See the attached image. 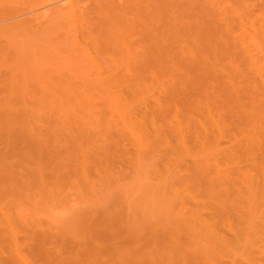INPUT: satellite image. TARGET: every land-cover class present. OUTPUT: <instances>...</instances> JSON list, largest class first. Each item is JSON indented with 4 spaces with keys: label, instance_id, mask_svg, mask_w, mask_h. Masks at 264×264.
Segmentation results:
<instances>
[{
    "label": "bare ground",
    "instance_id": "1",
    "mask_svg": "<svg viewBox=\"0 0 264 264\" xmlns=\"http://www.w3.org/2000/svg\"><path fill=\"white\" fill-rule=\"evenodd\" d=\"M229 1L231 3L233 0ZM216 2L212 0H0V194L5 198L2 199L7 201L0 215L1 227L3 226L0 227V239L5 241V247L0 248L2 256L0 264H31L29 263L31 257L40 261L43 258L45 264H223L224 261L226 264L230 262L231 264H255L256 259L252 260L251 257L245 259L248 262L241 260L246 257V252L249 254L247 256H252L249 249L255 251L256 246L251 248L249 245L254 246V243L258 241L260 244L262 242L259 240L260 236L264 235L263 229H261L262 233L260 231L264 223L258 220L262 218L264 221L262 216L264 212H260L261 208V211L264 210V207L258 204L262 205L259 201L262 197L264 199V69L256 62L257 59H252L255 53L260 54L264 51V43L256 45L247 40L254 48L253 51L256 48L261 51L256 49L255 53L250 52L252 47H248L249 43L246 41H243L246 45L242 42L240 45L237 44L234 40L236 35L231 38L229 34L231 30L228 33L223 32L224 29L221 30L217 23L219 22L217 18L222 14L219 7L223 8L224 4L223 2L218 3L219 6ZM258 41L257 43H261ZM38 48H41L39 51L54 49L58 52L55 54V60L57 59L58 62L49 64L42 68L43 70H30L27 63L23 61L22 55L24 52H35ZM249 52L253 53V56ZM261 55L260 58L264 59V52ZM260 67L263 69H261L262 73L259 71ZM42 74L55 76V78L86 79L91 83L88 82L87 85L82 86L83 93L95 91L100 94H114V92L118 94V90L121 91L123 88L121 86L124 85L130 91L129 96L141 97L150 94L153 98L155 95L151 93L156 88L157 97L161 95L162 99L149 97L153 101L151 106H147L148 102L145 104L147 107L145 106L142 110L149 115L145 117L150 119V125L155 131L157 127L158 130H163L164 122L169 121L166 120V116L170 114V111L173 112L172 117L169 118L171 119L170 127L173 128L170 138L176 139V147L180 154H191L192 158L187 167L191 172L185 170L186 173L190 172L187 176L192 182L191 186L194 185V191L191 192L193 194L198 189L196 192L201 194L202 191L204 197L209 195L206 203L203 200L200 202L204 203L202 206L208 205V209H211L207 227L212 226L208 232L210 233L213 229L212 232L216 237L213 238L210 234V240H208L209 233H207L204 235L207 238L203 236L202 239L198 238L200 241L193 240L195 239L193 238L194 227L198 221L202 223V218H196L194 211V219L191 214H187L189 218H186L185 222L177 217L178 220H176L174 217L176 221L158 222L159 226L153 229L149 228L148 220L145 222L144 217H137L138 215H135L137 218L134 215L129 217L128 214H124V204L117 197L119 191L117 190L116 196L112 193L114 197H109L110 195L107 194L111 193L115 185L116 173L113 175L115 165L112 163L115 164V159L113 151L110 147L107 148L108 144L98 149L99 138L103 135L99 132L97 136L91 135L81 122L76 121V126H74V122L69 123L70 121L65 120L68 126H74L79 130L80 135L78 136L87 140V146L75 145L73 143L75 138L69 133H65L64 137L62 135L63 142L60 144L58 134L61 133L60 130L64 124L60 125L61 129H59L60 126H54L56 124L51 127L52 124L49 125L48 120L46 126L40 125L38 118L41 114L37 116L32 107L34 104L29 103L30 101L25 98V93L19 95L21 97L17 100L14 98L16 87H24L28 79ZM57 91L79 92L77 88L71 86L59 87ZM68 109L71 108L65 109L67 114ZM156 116L160 118L157 119ZM181 116L184 119H181ZM187 118L188 121L185 122ZM39 119L42 123L43 120ZM97 123L94 127L99 129L96 127ZM189 124L192 132L194 130L193 137L178 134V130L182 127L185 128L184 131L182 129L185 134H190L191 131L186 130ZM157 132L160 133V131ZM221 139L224 140L222 143L225 144L224 146L220 144ZM108 142L110 141L106 143ZM137 145L138 148L141 147L140 142ZM240 148H245L247 158L255 162L252 164H256L255 170L260 174H257L258 178L256 182L252 181V184L251 179L248 178L251 173H244L246 169H243L242 173L240 172L242 169L239 170V174L236 173L239 178H235V183L237 182L235 185L232 177L231 180L228 177V181L225 179L224 176L229 173L219 172L218 165L215 164L217 162L213 160L214 162L210 163L207 158L209 154H215L219 150V153L225 155L220 156L223 160L228 159L229 156L237 159L241 155L239 157L236 155L244 150L237 151ZM135 152L137 159L141 154L138 155V150ZM216 155L220 154L216 153ZM210 156L212 158L213 155ZM242 157H244L243 154ZM184 158H189V156ZM177 161L181 160L177 159ZM222 162L224 167L219 166L225 168L227 162ZM176 167L178 166L176 165L175 169ZM175 169L171 170L172 173ZM167 171L169 170L165 172ZM122 179L123 177L120 180ZM221 185H224V188ZM217 186H220V190ZM64 190L75 194L74 199L71 200V197L70 200L77 203V206L74 202L72 206L69 205L70 209L74 207L76 210L71 211L68 219H65L68 220L66 222L68 230L65 234L68 232L66 240L71 241L69 245L64 240V230H56L52 227L56 231L51 236L49 232H35L36 229H34L39 224L41 227L42 223L38 211L42 209L48 211V207L52 208L49 205L53 204L54 200H58L60 206L64 203V199L59 201L62 197L61 192ZM220 192L222 193L219 194ZM255 196L257 200L260 199L258 202ZM186 199L191 200V198ZM254 199L257 202L255 205ZM66 200L65 202H71ZM148 202H142L145 203L144 208L140 207L142 213H148L143 212ZM66 204L62 212L69 211ZM138 204L140 205L139 201ZM127 205H130L129 202ZM180 205L176 204V206ZM190 205L192 207L193 204ZM256 205L260 209H257ZM182 206L184 205L180 207ZM149 207V209L152 208ZM195 207L197 211L200 210L197 205ZM255 208L261 215L259 212L254 214V211H257ZM196 209L193 208V210ZM58 211L57 209V213ZM51 214L56 216L53 212ZM51 214L46 213L45 215L44 213L45 216L50 217ZM254 215L255 217L259 215L261 218H256V221ZM64 216L60 217L62 222ZM54 217V221L51 220L53 223L57 222V218ZM131 217L134 218L131 219ZM191 218L192 222L196 221L192 223L189 220ZM218 222L221 223L222 228L226 227L225 229L220 228V231L223 230L221 233L219 229L217 232L214 228ZM257 222H260L261 226ZM205 224L202 223V225ZM185 225L191 226L192 231L189 226L187 230ZM253 226L260 232L259 237L254 236L259 238L255 242L252 240L253 235L250 236L249 232L251 229H253L252 234L256 233L254 235H258L259 232L254 230ZM204 227L206 226L202 228ZM17 228L23 229V237L32 240V244L25 247V252L21 250V245L17 244ZM195 228L198 232L199 225ZM224 230L228 234L230 232V237ZM224 232L226 235L223 234ZM48 236L58 241V247L63 244L67 245L61 247V250L68 248L67 252L64 250L63 253L57 247L55 251L56 253L62 252L58 254H64V259H67V256L68 259L73 258L72 261L67 259L68 262L67 260L64 262L62 255L60 258L62 262L53 261L56 255L52 256V254L55 251L50 254L42 244L43 240H48ZM203 239L206 240L204 245L200 244L204 242ZM189 240H193L194 244H191ZM250 240L254 243H250ZM207 241L210 248H206ZM240 241L241 244H239ZM241 245L242 250H246V245L247 249L250 248L244 252L240 250ZM259 249L258 251H261ZM223 250L226 251L225 254ZM227 252L231 254L227 255ZM230 255L231 261L229 260ZM242 256L245 257L242 259ZM262 262L261 264H264V261Z\"/></svg>",
    "mask_w": 264,
    "mask_h": 264
},
{
    "label": "rangeland",
    "instance_id": "2",
    "mask_svg": "<svg viewBox=\"0 0 264 264\" xmlns=\"http://www.w3.org/2000/svg\"><path fill=\"white\" fill-rule=\"evenodd\" d=\"M212 1H214V2H216V4H220V3H222L223 2V8H222V6H220L219 4V11H221L222 12V14H221V12H220V20H218L219 18H217V21H219V22H217L218 23V25H220V27H221V30L222 29H224V31L223 32H226V33H228V31L229 30H231V31H229L230 33V35H231V38H233V36H235L234 37V40L237 42V44H239L240 45V42H242L243 44H245L246 45V42H247V40L248 41H251V42H254L256 45H259V44H262V42L264 43V39L263 40H261L262 38H264V0H239V2H237L238 0H231L232 2V4L230 3V1L228 0V2H226V0L224 1V0H212ZM263 1V2H262ZM228 6V7H227ZM227 8V9H225V8ZM231 7V8H230ZM223 9H225V10H223ZM232 10V11H231ZM223 11H225V13L223 12ZM232 34H234V35H232ZM237 37H238V39H237ZM240 37V38H239ZM252 37V38H251ZM243 40H242V39ZM259 38H261L260 40H259ZM237 39V40H236ZM253 39V40H252ZM240 40V41H239ZM260 41L261 43H257V41ZM243 41H246V42H243ZM258 41V42H259ZM247 43H249V45H248V47H252V46H250L251 44H250V42H247ZM254 44V45H255ZM255 45V46H256ZM254 46V47H255ZM246 47V46H245ZM257 47V46H256ZM41 48H38V49H36V51L35 52H24V54L22 55V58H23V61H25L26 63H27V65H28V68L30 69V70H33V69H38V70H40V69H42V68H44V67H47L49 64H52V63H56V62H58V60L56 59L55 60V54L57 53L58 54V52H56L54 49H49V50H44V51H39ZM250 49V48H249ZM248 49V50H249ZM252 49H254L253 47L251 48V51L250 52H252L253 50ZM257 49V48H256ZM255 49V50H256ZM253 51V53H255L256 51ZM257 51H259L258 49H257ZM249 52V53H250ZM259 52H261V51H259ZM263 52L264 51H262V53H258L257 52V54L255 53L254 54V56L252 55L253 53H250L252 56H253V58L252 59H257L258 61H256V60H254V61H256V62H258V64H260V66L264 69V59L263 58H260V57H262V55L261 54H263ZM264 56V55H263ZM260 61V62H259ZM259 68V71H261V73H262V68ZM262 69V70H261ZM43 70V69H42ZM258 70V69H257ZM264 71V70H263ZM264 73V72H263ZM255 75V74H254ZM258 75V74H257ZM256 76V75H255ZM258 77V76H257ZM16 81H18V80H16ZM22 81V80H21ZM25 80H23L22 82H24ZM259 81V83H262V81H260V80H258ZM19 82H20V80H19ZM88 82L89 81H87L86 79H82V78H67V79H64V78H55V76H46V75H41V76H36V77H33V78H30V79H28V81L26 82V85L24 86V87H22V86H18V88L16 87V86H14V87H16V89H15V95H14V98L17 100L18 98H20L19 97V95H21L23 92L25 93H23L26 97V99H28L30 102V104L32 105V104H34V105H32V107H33V109H34V111L36 112V114H37V116L38 115H40V117L39 118H41V121H42V123L40 122V119L38 118V120H39V122L38 123H40V125L42 124V125H45L46 124V122H47V120L49 121L48 123H50L49 125H51V127L53 126V124H56V125H54V126H60V125H62V124H64V126H66V127H70V128H66V127H62V130H60V134H58V136H59V140H60V144L63 142L62 140H63V137L65 136V133L67 134V133H69L71 136H73L75 139H74V141H73V143L75 144V145H81V146H83V147H85V146H87V140L86 139H82V138H80V136H78V135H80L79 134V130H77L76 128H74V126H76L75 125V122L76 121H78L79 123L81 122L82 123V125H84V127L89 131V133H91V135H95V136H97L98 135V132H99V134L100 135H103V136H105V139H103V136L102 137H100L99 138V142H98V144L100 145V146H102V147H98V149L99 148H103V145H105V144H108L107 145V148L108 147H110V149H111V151H113V157H114V159H115V164H113L112 163V165H115V167H114V170H113V175H115V173H116V177H115V182H114V187H113V189L112 190H114L113 192H112V190H111V193L109 192V193H107L108 195H110L109 197H114V195L117 193V190L119 191L117 194H118V199H120V201H122V203L124 204V209H125V211L123 210V212H124V214H128L129 215V217L130 216H132V215H138L137 217H140V218H142V217H144L143 218V220L146 222V220H148L147 221V223H148V225H149V228H155V227H158L159 225V223L161 222V223H165V222H169V221H174L175 219H174V217L176 218H178L179 220L180 219H182V220H184L183 222H185V220H187L188 218H189V216H187V214L189 215V214H191V217L194 219V217L196 216V218H199V219H201L202 220V223L203 224H205V222H206V224L205 225H202V223H200L198 220V224L195 226V227H198V225H199V228H202L203 226H206L207 227V222H208V217L210 216L209 215V211L211 212V209H208V205H203L202 206V204H204V203H206L207 201L206 200H208V198L205 196L204 197V195L202 194V191H201V194H200V192L199 193H197L198 191V189H196L195 190V192L192 194V192L191 191H194L193 190V187H194V185L193 186H191L192 184V182L191 181H189L190 180V178L188 177L189 176V174H190V168L188 169L187 167H189L188 165V163L190 162V159L192 158L190 155H189V153L188 154H180L179 153V150H178V148L176 147L177 145H176V139H173V138H170L171 136V134H173V131H172V129L173 128H171L170 127V123H171V119H169L170 117H172V113H171V111H170V114L169 115H171V116H166V120H169V121H166V122H164L165 123V126H163L162 127V129L163 130H158L157 128H156V131H160V133L159 132H157L156 133V131L151 127L152 125H150L151 124V121H149L150 119H148L147 117H145V115H147L145 112H143L144 110H142L143 108L145 109V104L146 103H148V107H150L151 106V104H152V99L154 98H159V99H162V96L160 95L159 97H157L158 95H156V91L157 90H153V92L151 93V95L153 94V95H155V97L153 96V98H152V96L150 97V94L148 95H146V96H135V97H132V96H129V94H130V91H129V89H127V87L126 86H124V85H122L121 86V88H122V90L120 91V90H118V94L117 93H115L114 92V94H105V93H103V94H100V93H97V92H95V91H93V92H87V93H83L82 91H81V89L83 88L82 86L83 85H87L88 84ZM17 83V82H16ZM15 83V84H16ZM89 83H91V82H89ZM264 83V82H263ZM20 84V83H19ZM21 84H24V83H21ZM93 84V83H92ZM18 85V84H17ZM259 85H262L263 86V84H259ZM63 86H71V87H74V88H77V90H79V92H77V93H71V92H68V91H61V92H58L57 91V89L59 88V87H63ZM117 92V91H116ZM122 94H121V93ZM117 94V95H116ZM17 95H18V97H17ZM129 96V97H128ZM148 96V97H147ZM141 99H140V98ZM145 97H147V98H145ZM152 98V99H150V98ZM138 98V99H137ZM145 99V100H144ZM147 99V100H146ZM141 101V102H138V101ZM142 100H144V102H142ZM146 101V102H145ZM146 106V107H147ZM34 107H36V109L34 108ZM142 107V108H141ZM66 108H71L70 110H69V112H68V114L67 113H65V109ZM72 109H74L73 110V112H72ZM67 111V110H66ZM88 111V112H87ZM143 113H145L144 115H143ZM147 116H149V115H147ZM184 116V115H183ZM183 116H181V119L183 118ZM142 117H143V119H142ZM145 117V118H144ZM157 117V119H159L160 117L159 116H156ZM65 118H67V119H65ZM147 118V119H146ZM69 119V120H68ZM147 121H146V120ZM184 119V118H183ZM65 120H66V122L68 121H70L69 123H72V122H74V126L73 127H71V126H68V123H66L65 122ZM142 120H143V122H142ZM146 122H145V121ZM96 121V122H95ZM158 121V120H157ZM185 122H187L188 121V118H187V120L185 119L184 120ZM98 122V123H97ZM168 122V123H167ZM95 123H97L96 125V127L97 128H99V129H96L95 127H94V125H95ZM103 123H104V125H103ZM167 123V124H166ZM76 124H78V123H76ZM101 124V125H100ZM142 124H144V125H142ZM190 124H191V127L193 128V124H192V122H190ZM190 124H189V129L187 128L186 130L187 131H191V132H189L190 134H185V132H183L184 131V129L185 128H183L182 127V129H183V131H182V129L180 128L179 130H180V132H179V130H178V134L180 133L181 135H183V136H185V135H187V136H190V138L191 137H193V134H194V130H193V132H192V129L190 128ZM91 125V126H90ZM146 125H147V127H146ZM149 125V126H148ZM46 126V125H45ZM48 126V125H47ZM53 126V127H54ZM104 126V127H103ZM142 126V127H141ZM186 125H184V127H185ZM50 127V126H49ZM165 127V128H164ZM167 127H169V128H167ZM102 128V129H101ZM145 128V129H144ZM59 129H61V126H60V128ZM100 129H101V131H100ZM106 129V130H105ZM142 129V130H141ZM165 129V130H164ZM167 130H171V131H167ZM106 131V132H105ZM141 131V132H140ZM155 131V132H154ZM163 131V132H162ZM165 131H167V132H165ZM186 131V132H187ZM102 132H103V134H102ZM104 132H105V134H104ZM164 133L165 135H166V133H167V137L168 138H170V139H168L164 134H162V133ZM177 132V131H176ZM141 133V134H140ZM143 133H145V134H143ZM146 133H148V134H146ZM171 133V134H170ZM184 133V134H183ZM160 134V135H159ZM169 134V135H168ZM62 135H63V137H62ZM147 135V136H146ZM153 136V137H151V136ZM154 135H155V137H154ZM159 135V136H158ZM162 135V136H161ZM107 136V137H106ZM165 136V137H164ZM186 136V137H187ZM147 137H148V139H150L149 141H148V139H147ZM157 137V138H156ZM164 137V138H163ZM107 138H108V140H107ZM160 138V139H159ZM163 139V140H162ZM187 139H188V137H187ZM106 140V141H105ZM144 140H146V141H144ZM167 140H169V141H167ZM171 140L174 142V144H173V142H171ZM189 140V139H188ZM102 143H101V142ZM107 141H110V142H108V143H106ZM113 141V142H112ZM190 141H191V139H190ZM189 141V144H191V142ZM223 141L224 140H222L221 139V145L222 146H224L225 144H222L223 143ZM140 142V145H141V147H139V148H141L140 150H139V148H138V145L136 146V144L137 143H139ZM151 142V143H150ZM153 142V143H152ZM155 142V143H154ZM169 142V143H168ZM110 143H112L114 146L112 147V145L110 144ZM114 143H116V144H114ZM136 143V144H135ZM160 143V144H159ZM165 143V144H164ZM98 144H96V145H98ZM160 145V146H159ZM172 145H173V147H172ZM220 145V146H221ZM158 146H159V148H158ZM163 146V147H162ZM219 146V147H220ZM221 146V147H222ZM154 147H156V148H154ZM161 147H162V149H161ZM105 148H106V146H105ZM106 148V149H107ZM176 148V149H175ZM166 149H168V150H166ZM241 149H244L243 150V152H239L238 154L239 155H236V156H240L239 158H237L235 155H233V156H235L237 159H235L234 157H228V159H230V160H228V159H222V157L223 156H225V155H222L221 154V152L219 153V150H217L216 151V153L217 154H220V155H216L215 156V154L213 153V154H209V155H213L212 156V158L213 157H215V159H212L211 158V156L209 157V155L207 156V158L209 159V162L211 163V161H213V160H215L217 163H215L216 164V166L218 165H224V164H222L223 162L222 161H225V162H227V164L225 163V168H223V167H218L217 166V169H219V172H221V171H224V173H229V174H226V176L227 175H229V176H224L225 177V179L228 181V177H229V180H231V177L234 179V181H232L233 183H235V178L236 177H238L239 178V176H238V174L242 171L243 172V169H246L245 171L246 172H244V173H248V172H250L251 174L250 175H246L248 178H250V179H248V180H250L251 182V184H252V181H254V182H256V180H257V178H258V176L260 175L255 169H256V164L255 165H253L255 162L252 160V159H250L249 160V158H247V156L248 155H246L247 153V151H245V148H240V149H238L237 151H240ZM136 150H138L139 152H138V155H139V153L141 154V156L139 157V158H137V159H139V160H137L136 159ZM173 150V151H172ZM177 150V151H176ZM245 151V152H244ZM114 152H116V153H114ZM134 152H135V154H134ZM172 152V154H170ZM174 152H177V153H174ZM117 153H119V154H117ZM179 153V154H178ZM243 154V156L244 157H242V154ZM170 154V155H169ZM117 155H118V157H117ZM168 155V156H167ZM185 155V156H184ZM187 155V156H186ZM136 156V157H135ZM160 156H161V158H160ZM174 156H175V158H176V160H175V158H174ZM189 156V158H184V157H188ZM220 156H222V157H220ZM167 157V158H166ZM173 158V159H171V158ZM242 157V158H241ZM142 158V159H141ZM170 158V159H169ZM226 158V157H225ZM177 159L178 160H181V161H177ZM212 159V160H211ZM168 160L170 161V162H168ZM173 160V161H172ZM187 160H189V161H187ZM220 160H222V161H220ZM228 160V161H227ZM233 160V162H231ZM238 160V161H237ZM247 160V161H246ZM166 162V164H165V162ZM183 161V162H182ZM230 161V162H229ZM241 161V162H240ZM113 162V161H112ZM167 162H168V164H167ZM182 162V163H181ZM214 162V161H213ZM222 162V163H221ZM229 162V163H228ZM240 162V164H238ZM250 162V163H249ZM254 162V163H253ZM173 163H175V164H172ZM186 163V164H185ZM253 163V164H252ZM257 163V162H256ZM95 164V163H94ZM93 164V165H94ZM137 164H139V165H137ZM215 164H213V165H215ZM244 164V165H243ZM170 168H168L167 169V166ZM170 165V166H169ZM178 166V167H176V169H175V166ZM185 165H186V168H185ZM237 165V166H236ZM139 166V167H138ZM174 166V167H173ZM216 166H215V168H216ZM233 168H232V167ZM183 167V168H182ZM214 167V166H213ZM229 167H230V169H229ZM237 168V170H236V168ZM118 168V169H117ZM247 168H248V171H247ZM115 169H117V170H115ZM119 169L121 170L120 172H121V174H120V172H119ZM172 169H175V170H173V172L174 173H172ZM182 169V170H181ZM229 169V170H228ZM240 169H242V170H240ZM251 171H250V170ZM135 170H136V172H135ZM166 170H169V171H167V172H165ZM185 170H189L187 173H186V171ZM235 170V171H234ZM239 170H240V172H239ZM256 172H255V171ZM114 171H116V172H114ZM254 173H253V172ZM179 172V173H178ZM183 172H184V174H183ZM238 172V174H236ZM241 172V173H242ZM118 173V174H117ZM169 173H171V175H172V177H171V175L169 174ZM178 175H177V174ZM223 173V172H222ZM252 173H253V175H252ZM123 174V175H122ZM181 174H182V176H181ZM257 174H259V175H257ZM119 175V176H118ZM168 175H170V176H168ZM185 175V176H184ZM188 175V176H187ZM225 175V174H224ZM255 175L257 176V177H255ZM117 176H118V179H117ZM120 176H121V178L123 177V179L122 180H120L121 178H120ZM163 176V177H162ZM165 176H167V177H165ZM221 176H222V174H221ZM114 177V176H113ZM223 177V176H222ZM223 177V178H224ZM253 179H252V178ZM255 177V178H254ZM189 178V179H188ZM259 178H261V177H259ZM232 179V180H233ZM239 180V179H238ZM237 180V181H238ZM118 181V182H117ZM188 181V182H187ZM174 182H175V185H173L174 184ZM249 182V181H248ZM253 182V183H254ZM116 183H117V185H116ZM187 183V184H186ZM233 183H230L231 185H233ZM192 187H190L189 185ZM227 184H228V182H227ZM237 184V182L235 183V185ZM255 184V183H254ZM253 184V185H254ZM189 186V188L187 187V186ZM117 186V187H116ZM224 186V185H223ZM222 185H221V187H223ZM116 187V188H115ZM178 187V188H177ZM184 187V188H183ZM219 187V188H218ZM65 189H67L66 187H64ZM63 188V189H64ZM188 188V189H187ZM224 188V187H223ZM176 189V190H175ZM189 189H190V191H189ZM217 189H219L220 190V186H217ZM156 190V191H155ZM173 190H175L176 191V193H175V191L173 192ZM188 190V191H187ZM67 191V190H66ZM182 191H183V193H182ZM185 191H187L186 193H185ZM197 191V192H196ZM63 192V191H62ZM61 192V194H62V197H61V199H59V201L61 200V201H63V199H64V203L62 204L61 203V206H60V203H58V200L57 201H55L54 200V202H53V204H51V203H49L50 201H52V200H50V201H48V203L49 204H51V205H49V206H51L52 208H50V207H48L49 208V210L46 212V211H44V209H42L41 211H38V212H40V214L38 213V216L39 215H41V227H40V224H39V226L37 227V228H34V229H36V231L35 232H44V233H48L49 232V235H51V236H53L52 234L57 230V229H61L62 231L64 230V232H63V234H64V236H65V238H64V240H66V235H67V233L65 234V232L68 230V229H66L67 228V225L68 224H66V222L68 221V220H65L66 218L68 219V217H69V215L72 213V212H74V210H76V208H72L71 206L73 205V202L71 201V200H73L74 198L73 197H75V194H73L72 192H65V190H64V192L62 193ZM173 192V193H172ZM189 192V193H188ZM191 192V193H190ZM223 192V191H222ZM222 192H220L219 194H221ZM1 193V192H0ZM67 193V195H65ZM112 193H114V195L112 194ZM180 194V196H177V195H179ZM189 195H188V194ZM195 193H196V195H195ZM204 194H207L206 192H203ZM259 193V192H258ZM70 194H72L73 196H71ZM116 194V195H117ZM121 194V195H120ZM176 194V195H175ZM232 194V193H231ZM66 197H65V196ZM115 195V196H116ZM257 196H260V195H258V194H256ZM61 196V195H60ZM64 196V197H63ZM104 196H106L107 197V195H105V193H104ZM166 196V197H165ZM173 196H174V198H173ZM183 196V197H182ZM203 196V197H202ZM257 196H255L254 198L256 199V201L258 202L260 199L258 198V200H257ZM263 196V195H262ZM68 197V198H67ZM72 197V198H71ZM150 197V198H149ZM179 199H178V198ZM196 197V198H195ZM200 197V198H199ZM231 197V196H230ZM3 196H2V194H0V215H1V213H2V208H3V205L5 204V201L6 200H3V199H5V198H3ZM67 200H66V199ZM70 198H71V200H70ZM149 198V199H148ZM169 198V200H166V199H168ZM186 198H191V200L190 199H186ZM206 198V199H205ZM147 199H148V201H147ZM153 199V200H152ZM170 199H171V201H170ZM181 199V200H180ZM198 199V200H197ZM255 199H254V205H255V203H257L256 201H255ZM65 200L66 201H71V202H65ZM144 202H148V203H146V206L147 207H145V211L143 210V212H148V213H142V210H141V208H144V206L143 205H145V203H142L143 201ZM176 200V201H175ZM183 200V201H182ZM190 200V201H189ZM195 200V201H194ZM203 200V202H200V201H202ZM205 200V201H204ZM263 200V201H262ZM138 201L140 202V205L138 204ZM170 201V202H169ZM189 201V202H188ZM198 201V203H196ZM7 202V201H6ZM128 202H129V204L130 205H127L128 204ZM137 202V203H136ZM152 202V203H151ZM164 202V203H163ZM182 202H183V204H182ZM188 202V203H187ZM259 202H261V204L262 205H260V203H258L259 204V206H261V207H264V204L262 203V202H264V199H263V197H262V199H261V201H259ZM47 203V202H46ZM56 203V204H55ZM58 203V204H57ZM67 203V204H66ZM70 203V204H69ZM65 204H66V206H67V209H69V211L68 210H65V212L63 211L62 212V208L63 207H65ZM74 204H75V202H74ZM77 204V203H76ZM75 204V206H77ZM123 204H122V206H123ZM137 204V205H136ZM154 204V205H153ZM176 204L177 205H179V204H181V205H184V206H182V207H180V206H176ZM187 204V205H186ZM190 204H193L192 205V207L194 208V209H196L197 207H195V205H197L198 206V209H200L201 210V212H200V210H198L197 211V209L196 210H193V208L192 207H190L191 205ZM201 204V205H200ZM60 206V208H59V206ZM69 205H71L70 207L72 208V209H70L69 208ZM139 205V206H138ZM47 206H48V204H47ZM46 206V207H47ZM138 206V207H137ZM143 206V207H142ZM149 206H151L152 208L151 209H149L150 207ZM46 207H45V209H46ZM127 207H129V208H127ZM141 207V208H140ZM154 207V208H153ZM176 207H178V208H176ZM185 207V208H184ZM204 207V208H203ZM207 207V208H206ZM257 209L259 208L260 209V207H257V205L255 206ZM137 208V209H136ZM188 208H189V210H188ZM202 208H203V210H202ZM205 208H206V210H205ZM210 208V207H209ZM255 208V210H257ZM57 209L59 210L58 211V213H57ZM153 209H156V210H153ZM180 209H183V210H180ZM192 209V210H191ZM208 209V210H207ZM136 210V211H135ZM148 210V211H147ZM150 210V211H149ZM151 210H152V212H151ZM261 210H262V208H261ZM260 210V212H264V210L263 211H261ZM66 211H67V213H66ZM72 211V212H71ZM156 211V213H154ZM188 211H189V213H188ZM193 211H194V213H196L195 214V216H194V213H193ZM207 211V212H206ZM50 212V213H49ZM55 213V217L54 216H52L53 214H51V213ZM60 212V213H59ZM175 212V213H174ZM186 212V213H185ZM191 212V213H190ZM204 212V213H203ZM259 211L257 210L256 212L254 211V214L255 213H258ZM259 212V214L261 215V213ZM44 213H45V215H46V213H48V215H50L51 214V217L50 216H45L44 215ZM66 213V214H65ZM162 213V214H161ZM174 213V214H173ZM202 213V214H201ZM208 213V214H207ZM67 214H68V216H67ZM145 214V215H144ZM151 214V215H150ZM186 214V215H185ZM198 214V215H197ZM204 214V215H203ZM264 214V213H263ZM262 214V216H263V218H264V215ZM67 216V217H65V216ZM141 215H144V216H141ZM148 215V216H147ZM174 215V216H173ZM193 215V216H192ZM207 215V216H206ZM209 215V216H208ZM43 216H45V217H43ZM64 216V218H62L63 219V222H62V220H60V217H63ZM135 216V217H136ZM146 216H147V218H146ZM173 216V217H172ZM47 217V218H46ZM53 217L56 219V221L57 222H55V223H53V221H54V219H53ZM128 217V218H129ZM136 217V218H137ZM157 217H158V219H157ZM201 217V218H200ZM206 217H207V219H206ZM254 217H255V215H254ZM258 217H260L261 218V216H259V215H256V217H255V220L257 221V219H258ZM1 218V217H0ZM50 218V219H49ZM132 218H134V217H131V219ZM149 218V219H148ZM151 218H153V219H151ZM156 218V219H155ZM162 218H165V219H162ZM173 218V219H172ZM176 218V220H178ZM184 218V219H183ZM187 218V219H186ZM192 218L191 219H189V220H191V222H192ZM195 218V219H196ZM257 218V219H256ZM53 219V221H51ZM207 221H206V220ZM262 219V218H261ZM261 219H258V220H260V222L262 221L263 223H264V221H263V219L261 220ZM39 220V221H40ZM48 220V221H47ZM151 220H153V221H151ZM165 220V221H164ZM175 220V221H176ZM200 220V221H201ZM203 220L205 221V222H203ZM0 221H2V220H0ZM61 222V223H59V222ZM65 221V222H64ZM181 221V220H180ZM196 221V220H195ZM194 220H193V222H195ZM159 222V223H158ZM187 222V221H186ZM192 222V223H193ZM259 222V223H260ZM63 223V224H62ZM190 223V222H189ZM200 223V224H199ZM258 223V222H257ZM257 223H255V224H257ZM258 223V224H259ZM54 224V225H53ZM153 224V225H152ZM211 224V223H210ZM209 224V225H210ZM1 223H0V227H1ZM62 225V226H61ZM66 225V226H65ZM190 225V224H189ZM189 225H185L186 227H187V230H188V228L189 229H191V226H189ZM193 225H195V224H193ZM192 225V226H193ZM200 225H202L201 227H200ZM212 225V224H211ZM260 226H261V224H259ZM258 225V226H259ZM59 226V227H58ZM185 226H183L184 228H186ZM189 226V227H188ZM222 225H221V223L219 224V222H218V224L214 227L215 229H217V232H218V229H219V232L221 233L223 230H221L220 231V228H222L221 227ZM257 226V225H256ZM3 227V226H2ZM1 227V228H2ZM52 227H54V229L56 228V230H54V229H52ZM65 227V229H63ZM194 227V226H193ZM194 227V231H193V235H194V237L193 238H195V239H193V240H196V241H198L200 238L202 239V238H204V237H206V236H204V235H206L207 233H209L208 232V229H210V228H212V226L210 227V226H208L207 227V229H204V228H206V227H204V228H202V229H199L198 228V232H197V228H195ZM254 227V226H253ZM252 227V228H253ZM39 228V229H38ZM226 227H224V228H222V229H225ZM255 228V227H254ZM18 229V232H16V237H17V240H18V242H17V244L19 243L20 245H21V250L22 251H26V250H24V249H26L25 247H27L28 246V244H32L31 242H32V240H28V239H26L25 237H23L24 236V233H23V229H21V228H17ZM261 229H263V233H264V226H262L261 228H260V231H261ZM182 230H186V229H182ZM203 230V231H202ZM207 230V232L205 233V231ZM212 230L213 229H211L210 230V233H209V235H208V240H210L209 239V237L211 236L210 234H212V237L213 238H215L216 236H215V233H213L212 232ZM226 230H229V229H226ZM253 229H251V231H252ZM254 230H256V228L254 229ZM190 231V230H189ZM189 231H188V233H189ZM191 231H192V229H191ZM225 231V230H224ZM251 231L249 232L250 233V236L251 235H253V241L255 242V241H258V239L257 238H255V237H259V235H260V232H259V229H257L256 231H258L259 233H257L258 235H254V234H256V233H254L253 232V234L251 233ZM196 232V233H195ZM202 232H204V233H202ZM226 232V234H227V236H229L230 235V232H229V234L227 233V231H225ZM225 232L223 233V234H225ZM190 233H192V232H190ZM202 235L201 237L199 236L200 234ZM261 233H262V231H261ZM19 234H20V236H19ZM197 234H199L198 236H197ZM225 234V235H226ZM18 235V236H17ZM191 235V238H192V234H190ZM204 236V237H203ZM255 236V237H254ZM262 236H264V235H262L261 234V238L259 239L260 241L262 240V242L261 243H263V244H259L258 242H252L251 240H250V243H254V246H253V244L252 245H249L251 248L252 247H255L256 246V248H255V251H254V249L252 250V249H249V253H250V255H252V256H247V252H246V257L245 256H242L241 258L243 259L244 257V260H241V261H246L245 259L246 258H249V257H251V259L252 260H254V259H256V260H254V261H256V262H254L255 264H261V262L262 261H264L263 260V257H264V251H263V253H262V250H264V237H262ZM50 236H48L47 238H48V240L47 239H45V241L43 240V246L45 247V249H46V251L48 252L49 251V253L50 252H54L55 251V248L57 247L58 249H59V251H62L63 253L66 251L67 252V250H68V248H66V250L65 249H63L62 248V250H61V247L62 246H67V245H69V243L71 242L70 240H69V238H67L69 241H67L66 240V243H67V245H61V246H59L58 247V241L57 240H55V239H53V238H49ZM230 237V236H229ZM22 238H23V240H22ZM199 238V239H198ZM250 238V237H249ZM252 238V237H251ZM250 238V239H251ZM263 238V239H262ZM50 239V240H49ZM54 241H53V240ZM217 239V238H216ZM1 240V239H0ZM59 240V239H58ZM193 240H189V241H191V244L193 243ZM56 241V242H55ZM59 241H61V240H59ZM200 241V240H199ZM203 243H201L200 242V244H205V242H206V240H204L203 239ZM30 242V243H29ZM53 242V243H52ZM62 242V241H61ZM60 242V243H61ZM208 242V241H207ZM213 242V241H212ZM216 242V241H215ZM27 243V244H26ZM59 243V244H60ZM62 243H65V242H62ZM61 243V244H62ZM65 243V244H66ZM189 243V242H188ZM196 243V242H195ZM211 243V242H210ZM242 242L240 241V243L239 244H241ZM249 243V244H250ZM257 243V244H256ZM18 244V246H20ZM25 244V245H24ZM194 244V243H193ZM197 244H198V242H197ZM212 244V243H211ZM238 244V243H237ZM236 244V245H237ZM238 244V246H240ZM259 244V245H258ZM24 245V246H23ZM258 245V246H257ZM260 245H262V246H260ZM237 246V247H238ZM242 246V245H241ZM262 248L263 247V249H259L260 247ZM4 248L5 247V241H0V248ZM207 247H209V242H208V244L206 245V248ZM246 247V250H242L243 249V246H242V248L240 249V250H242V251H248V249H247V245L245 246ZM258 247V248H257ZM20 248V247H19ZM56 248V249H57ZM210 248V247H209ZM236 248V247H235ZM222 249H223V247H222ZM221 248H220V252H221V250H222ZM227 249H231V248H227ZM226 249V251H229V250H227ZM239 249V248H238ZM258 249L259 250H261V251H258ZM51 250V251H50ZM65 250V251H64ZM253 252H252V251ZM59 251H58V253H59ZM219 251V250H218ZM225 251V252H226ZM241 251V252H242ZM261 252V253H258V252ZM57 251H55L53 254L52 253H50V254H52V256L54 255H56L55 257H53L54 258V260L53 261H56V262H58L59 260V262H62V259H60L61 258V255H62V257L64 256V254H61V255H59L60 253H62V252H60L59 254L58 253H56ZM222 252H224V250L222 251ZM225 252L223 253V254H225ZM244 252H243V254H244ZM219 253V252H218ZM223 254H221L222 256H223ZM229 254H231L230 252L228 253L227 252V255H229ZM254 254V255H253ZM69 255V254H68ZM219 255V254H218ZM245 255V254H244ZM249 255V254H248ZM260 255V256H259ZM0 256H1V252H0ZM51 256V255H50ZM222 256H221V258H222ZM224 256H226V255H224ZM30 257V256H29ZM29 257H28V259H27V261L29 260ZM69 257H71L70 255H69ZM220 257V256H219ZM218 257V258H219ZM259 257V258H258ZM2 258V256L0 257V259ZM34 258L35 257H33V259H32V257L30 258V260H29V263H31V264H45V260L43 261V258H41L42 260L41 261H43V262H41L39 259H37V260H34ZM38 258H40V257H38ZM52 258V257H51ZM52 258V259H53ZM65 258H66V255H65ZM220 258V259H221ZM228 258V257H227ZM227 258H225V259H227ZM231 255H230V257H229V260L231 261ZM254 258V259H253ZM52 259H51V261H52ZM67 259H68V256H67ZM67 259H64V257H63V261L64 262H66L65 260H67ZM71 259H73V258H70V259H68V260H71ZM250 259V260H251ZM68 260H67V262H68ZM251 260V261H252ZM34 261V262H33ZM72 261V260H71ZM224 260L222 259V262H223ZM227 261V260H226ZM230 261H228V262H230ZM239 261V260H238ZM56 262H53V263H56ZM225 262V261H224ZM224 262H223V264H224ZM240 262V261H239ZM246 262H248V260L246 261ZM250 262V261H249ZM253 262V261H252ZM260 262V263H259ZM263 263V262H262ZM64 264H67V263H64ZM225 264H226V262H225ZM227 264H231V262L230 263H227ZM248 264V263H247Z\"/></svg>",
    "mask_w": 264,
    "mask_h": 264
}]
</instances>
